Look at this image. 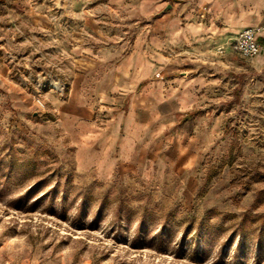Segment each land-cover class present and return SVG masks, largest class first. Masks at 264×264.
Listing matches in <instances>:
<instances>
[{"label":"rangeland","instance_id":"rangeland-1","mask_svg":"<svg viewBox=\"0 0 264 264\" xmlns=\"http://www.w3.org/2000/svg\"><path fill=\"white\" fill-rule=\"evenodd\" d=\"M125 24L105 0H0V264H264V63L236 41L173 154L78 168L66 52L112 50Z\"/></svg>","mask_w":264,"mask_h":264},{"label":"crops","instance_id":"crops-1","mask_svg":"<svg viewBox=\"0 0 264 264\" xmlns=\"http://www.w3.org/2000/svg\"><path fill=\"white\" fill-rule=\"evenodd\" d=\"M105 3L119 21H126L124 35L134 32L109 51L84 47L83 36L72 43L66 52L73 65L69 96L58 106L76 144L78 168L96 172L99 179L137 166L143 170L153 157L173 154L174 142L184 137L181 126L194 117L192 111L207 106L218 77L231 69L238 35L264 26V0ZM84 19L82 32L100 28L95 19ZM132 20L139 23L131 26ZM259 41L263 52L255 61L262 64L264 33Z\"/></svg>","mask_w":264,"mask_h":264},{"label":"built area","instance_id":"built-area-1","mask_svg":"<svg viewBox=\"0 0 264 264\" xmlns=\"http://www.w3.org/2000/svg\"><path fill=\"white\" fill-rule=\"evenodd\" d=\"M262 33H264V26L242 31L236 39L238 52L244 57L250 58L260 55L263 52V47L259 41ZM157 77H160V74ZM62 89L64 88L62 87Z\"/></svg>","mask_w":264,"mask_h":264}]
</instances>
